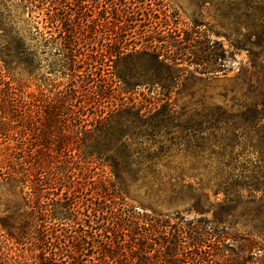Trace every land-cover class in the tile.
<instances>
[{
  "label": "trees",
  "instance_id": "obj_1",
  "mask_svg": "<svg viewBox=\"0 0 264 264\" xmlns=\"http://www.w3.org/2000/svg\"><path fill=\"white\" fill-rule=\"evenodd\" d=\"M167 1L9 0L6 5L12 15L6 27L0 23V63L11 71V82L39 70L34 47L41 45L60 48L61 58L52 66L64 78L49 101L6 93L0 105V138L10 137L11 122L26 124L15 134L23 137L17 161L7 159L0 181L22 177L27 189L12 207L38 209L21 227L1 223L21 252L16 264H24L29 246L45 241L51 248H37L36 264H244L246 254L252 264H264V66L256 73L248 51V62L234 78L245 90L242 96L234 88L207 86L225 80L234 60L210 32H222L227 24L235 33V50L251 42L264 50V0H198L197 9L213 22L206 30L199 29L201 23L182 27ZM101 29L106 32L100 42ZM10 65L21 66L20 74ZM196 82L205 87L194 90ZM142 89L157 93L146 98ZM137 91L139 101L131 99ZM172 130L206 143L154 147L157 137L173 140ZM191 148L218 159H168ZM101 167L113 177L110 184ZM87 168L93 174L86 180ZM124 180L139 183L148 195H165L161 202L187 201L195 211L216 208L212 220L223 228L204 231L210 220L198 218L195 232L180 230L153 244L154 233L139 226L154 218L143 221L119 200L116 188ZM55 188L59 193L46 197ZM83 190L90 192L83 201L68 200ZM38 216L50 221L42 225Z\"/></svg>",
  "mask_w": 264,
  "mask_h": 264
},
{
  "label": "rangeland",
  "instance_id": "obj_2",
  "mask_svg": "<svg viewBox=\"0 0 264 264\" xmlns=\"http://www.w3.org/2000/svg\"><path fill=\"white\" fill-rule=\"evenodd\" d=\"M198 3V0H168L167 4L171 8V11H174L177 15L181 23L183 24L182 27L188 29L194 26V24H202L205 26H200V30H206L209 28L213 22L210 20L211 18L207 16V12L205 10L200 11L197 9L196 4ZM9 0H0V23H8L9 18H11L12 12L9 8ZM262 10H264V5H262ZM210 13H213L211 11ZM27 16L25 15L24 18ZM21 26H24V24H21ZM227 26V24H226ZM225 30L220 32V30L215 32H208L209 36L212 40L218 41L224 50L228 54H231L233 57V61L229 63L231 65L232 70L226 74L225 80H219L216 82H210L207 83V86H211L214 89L221 90L223 88L231 89L234 88L235 91H237V96H242L243 93H245V90L243 88H240V85H238V81H235L234 78L237 74V71L239 70L240 65H245V63L248 62V51L251 53V57L255 59L256 67L255 72L257 73L259 69V65L264 66V50L262 48L258 47L256 43L251 42L250 45L247 46V48H239L238 50L234 49V46L232 45V39H235L234 36L235 33L232 31V27H226ZM105 30L101 29L99 31L98 41L101 42L102 36L105 34ZM227 32L228 35L223 34ZM3 34V29L0 27V37ZM231 35V36H230ZM241 38V37H239ZM33 43H36V40H32ZM244 43H246L244 41ZM2 41L0 38V48ZM131 46V44H130ZM129 46V47H130ZM36 50L37 57L39 59V70L33 69L30 73H24V75L21 78V81L18 80V82H11L9 75H11V71L7 72L4 70V68L1 66L2 63H0V105L4 103L3 97L6 93H9L10 97L11 94L16 93L17 95L21 96V98H25L27 100H41V101H49L52 94H55L58 85L61 81L64 80L63 78V71L60 70V68L53 67L56 63H58V60L61 58V50L57 47H51L47 48L46 46L41 45L40 47H34ZM57 61V62H56ZM54 62H56L54 64ZM12 65V64H11ZM14 68L15 72L20 74L21 72V66H11ZM183 68L186 69V72H192L193 68L191 66H188L187 64L182 65ZM264 69V68H263ZM56 70V71H55ZM55 71V72H54ZM264 71V70H263ZM13 86V87H12ZM203 83L196 82L194 84L193 89L196 91L202 90ZM60 88V85H59ZM141 93H144V96L146 98L154 97V95L157 92H151L148 93L147 90L142 89ZM48 96V97H47ZM47 97V98H46ZM130 96H126V98H129ZM132 98H137L135 101L140 100L139 91H137V94L132 95ZM184 99H187L185 96L182 97L179 100V103H181ZM228 103H231L228 100ZM6 104V103H5ZM26 126V124L18 125L14 122H11L9 125V132H8V138H0V171L4 172V165H6L7 159L13 160V162L17 161L18 154H17V146H19L20 140H23V137L20 139V135H15L18 130L22 127ZM1 128V126H0ZM7 128V126H5ZM174 131V134H177L178 130H172ZM14 134L15 137H12L11 135ZM173 134V140H169L168 137L162 136L157 137L156 144L154 147H158L160 144H163L165 146H190L195 147L194 145H199L201 148L204 146V143H206L203 140H195L196 138H192L191 134L188 135H174ZM179 135V137H177ZM199 136V135H198ZM31 137V136H29ZM29 137L25 141V145L29 143ZM211 138V137H209ZM151 142V141H149ZM208 143H213L212 139ZM198 146V147H199ZM8 148V149H7ZM191 148L189 150V153H175L173 156L169 157L170 160H178V161H188V160H216L218 159L217 156L209 155L205 152H200L197 150L196 152H191L195 149ZM200 148V149H201ZM197 149V148H196ZM11 163V162H10ZM15 171L18 173V175H22V168H18V166H14ZM13 170V169H12ZM93 171L90 170V168H87L86 171L82 174L86 180L88 177H92ZM100 174L104 175V178L107 180V184H110L113 182V177L111 176L109 170L106 167H101ZM133 183V184H132ZM28 185V184H27ZM30 185V184H29ZM24 183L22 181V177L18 178V181L7 183L5 181H0V264H16L14 262L15 256L19 253L17 249L13 246V243L10 239H7V235L5 231L2 230L1 223L4 225H8L11 227H21L22 225H26L30 223V217L29 215L32 214L31 210L34 211L35 214H37V207L32 209L31 207H12L13 203L12 201L16 196L20 195L21 190L26 191L27 188L24 187ZM116 191L119 195L120 202L123 203L124 207H127L128 209H134L139 211L140 219L145 221L149 218H154L152 221H149L148 223H145L142 225V222L139 227H141L142 232H152L153 235V244L161 243L162 239L166 235L174 234L178 231H191L195 232L196 227L194 228L195 219L198 218H206L209 219L210 222L204 225V231H209L210 229H217L221 230L223 228V225L219 223H215L212 219L214 217V211H216V208H210L206 207L204 211H195L193 209H190L189 203L187 201L184 202H175L172 204H168L167 202H161L166 200L165 195H155L151 194L148 195L146 192V189H141L139 187V183L135 182H129L128 180L120 181L119 185L116 188ZM46 193H50V195L46 196H53L55 197V194L59 193V188H55L52 190L47 191ZM89 191L83 190L82 193H74L67 195L68 200L74 201H83L87 195H89ZM221 198V197H220ZM219 198V199H220ZM155 201H158L159 203L154 204ZM216 200L215 198L211 197L210 203H214ZM153 202V203H152ZM61 208L58 210L60 211ZM62 211V210H61ZM180 217L177 219H173V217ZM158 219V227L155 228V220ZM50 219L48 217H40L38 216V222L42 225H47ZM138 227V229H140ZM201 227V226H200ZM13 229V228H12ZM188 229V230H187ZM203 229L197 232H202ZM239 228H234L232 231L235 233H241V230H238ZM131 233H128V236L126 235L125 242H129V237H131ZM148 244V242H147ZM36 248V249H35ZM37 248H42L45 251H49L51 246L48 242H44L42 245H36L32 247H28L27 250H25V259L22 260L24 264H36L39 259V250ZM32 249V250H31ZM248 262H244V264H252L251 257L247 255ZM253 260V259H252ZM256 264H261L260 262Z\"/></svg>",
  "mask_w": 264,
  "mask_h": 264
}]
</instances>
